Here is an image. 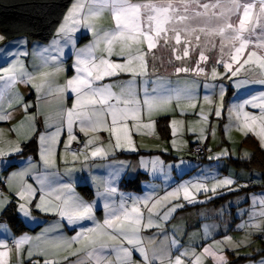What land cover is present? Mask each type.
<instances>
[{
	"label": "crops",
	"instance_id": "crops-1",
	"mask_svg": "<svg viewBox=\"0 0 264 264\" xmlns=\"http://www.w3.org/2000/svg\"><path fill=\"white\" fill-rule=\"evenodd\" d=\"M82 2L85 5L83 14L86 17L91 0H82ZM74 4H77V0L70 8ZM107 11L105 10L99 16L86 18L93 20L101 17L99 28L106 29L107 25L102 19ZM68 13L69 10L66 16ZM234 18L232 17V20ZM71 28L74 29L72 33L77 31L75 39L73 38L74 42L82 44L79 41L81 38L79 35L84 30L83 35L88 34L86 27L78 26V30L75 27ZM63 36L66 34L63 33ZM23 38H26L27 40L24 41L28 43L27 37L13 41L22 43ZM218 38L222 39L218 35L214 42L215 50L221 49L219 47L221 43L217 42ZM72 40L68 37L67 41L64 39L65 45L71 47ZM213 40L215 41V38ZM13 41L5 42L10 47L11 56L14 54L12 50L15 49ZM33 43L35 42L29 44ZM70 47L64 50L67 52L66 55L72 58L73 47L71 49ZM246 51L248 54L251 50L246 49ZM18 53L19 50L17 55L12 57V61H7L8 64L1 70V73L8 71L12 74L6 80L7 88L0 99V115L6 117L0 119V127L6 133L1 132L0 137V153H2L0 154V191H2L0 194V252L7 253L4 258L7 264H97V256L103 258L102 264H175L176 257H180L183 264H220L217 260L218 256L224 257L223 264H260V262L264 264V256H256L264 252L242 239L239 229L234 231V227L241 225L245 215L248 214L242 213L239 219H234L235 208L240 207V211H243L247 206L248 209L250 205L247 203L250 202L251 197L249 194L260 192L264 188L247 192L241 191L248 187L239 189L237 186L213 190L210 183L204 181L205 178L208 181L217 178V174L212 172H198L197 175L192 176H187L188 174L185 173L178 179V187L175 185L168 187L164 185L162 179L150 180L151 167H144V164L145 157L156 153L149 147L152 142L147 137L145 140H139L140 133L127 126V136L130 137L131 143L121 130V146L117 147L116 136L111 131L110 114L105 115L103 124L96 125L95 131L89 127L90 122L87 119L83 120L82 124L81 119L74 116L70 138L67 112L77 105V93L70 87L58 90L55 81L38 85L40 91H37L30 79L32 75L35 76L33 74L35 70L29 67L32 54L28 51L24 57L23 53L19 55ZM11 56L9 55L10 58ZM70 58L65 60L68 76L66 78L64 74L61 76L62 80L67 82L74 79L77 76L75 74L78 73L69 62ZM92 62L95 63V60L86 66L91 68ZM127 73L131 74L128 71L118 70L116 75H105L93 83L116 85L115 88L128 84L135 85L134 80L130 81L131 76ZM262 73L264 69L248 64V69L241 72L242 92L255 94L259 89L264 90V84L259 83ZM79 75L86 74L79 73ZM122 79H126V83H123ZM177 80L181 81V77ZM190 80L194 81V79ZM25 83L31 85L24 90ZM166 83L165 78L152 80V85ZM245 83L247 85H243ZM20 85L23 87L22 91H19ZM12 87L13 98L10 99ZM172 87H166L164 93L173 91L174 85ZM29 88H31V94L27 97L30 93ZM15 89L18 91L14 92ZM20 92L24 101L18 100ZM114 93L121 96L122 91ZM150 93L155 96V90ZM127 95L126 90V93H123L124 98ZM41 98H47L48 104L53 99V104L45 106L48 109L41 108L38 106ZM109 102L115 104L116 101L112 99ZM120 107L124 106L120 105ZM93 108L97 111L101 108L106 110L107 105L77 107L76 111L90 112ZM21 115H25V118L20 119V122L23 121L26 124L23 131L16 125V120ZM36 124L37 133L34 137L37 141L36 155L19 156L23 143L30 140ZM123 125L125 124L118 123L116 127L122 129ZM129 125L133 126L131 123ZM82 126L84 131H81ZM28 127H30L29 130ZM28 132L29 135L26 138L25 135ZM248 136L259 144L254 134ZM41 137H44L43 142ZM92 137L94 140H91ZM77 143L82 144L80 150L73 149V145ZM194 143L199 142L190 143L189 148ZM168 147L172 148V144L168 143ZM16 149L18 150L15 151ZM97 149H101L102 153L93 156L92 153ZM251 151L253 152L252 149ZM172 154L169 155L168 161L172 162L175 159ZM232 159L236 158H231V161ZM210 166L212 164L208 167ZM251 186H260V184ZM228 188L232 189L227 190ZM185 189L189 199H185ZM21 193L24 194L23 197ZM244 193L248 196L247 203L236 202L238 201L236 199L242 197ZM223 196L227 197L214 203V200ZM77 204L91 206V213L77 216L74 210V205ZM10 205L15 206L16 213L27 230L15 232L6 219L5 211ZM134 207L142 214L137 233L139 244H128L125 240L121 245L119 240L113 242L104 237V241L109 246L100 249L97 245L93 251L92 244L78 238L81 234L94 236L95 234L89 232V229H96L97 225H103L106 219L121 215L125 210L131 213ZM219 210H222L221 214H217ZM68 214L73 215L72 222L69 221ZM132 215L134 217L135 213ZM106 231L118 235L113 229H106ZM22 238L24 242L18 244ZM120 247L128 248L131 253L126 260L123 253L118 251ZM141 247L147 252V260L139 251ZM205 248H209L211 254H206ZM90 252L92 255H89ZM197 258H199L198 261Z\"/></svg>",
	"mask_w": 264,
	"mask_h": 264
},
{
	"label": "rangeland",
	"instance_id": "rangeland-1",
	"mask_svg": "<svg viewBox=\"0 0 264 264\" xmlns=\"http://www.w3.org/2000/svg\"><path fill=\"white\" fill-rule=\"evenodd\" d=\"M131 2L160 3L164 2V0ZM171 2L176 3L178 0H171ZM201 2L212 3L214 0H201ZM243 2H251L257 7L260 6L259 0H243ZM257 7H255L254 13L258 12ZM72 9L73 7L69 8V11ZM83 10L84 9L78 11L75 15V19H77L79 23L72 24L71 21H69L68 24V27H75L77 30L78 26L86 27V33L88 34L85 35H89L90 39L82 44H78L77 41L74 42L77 31L74 33L60 31L61 26L65 24V21H62L57 33L49 43H41L42 45H40L32 38H28V43L24 41L27 40L26 38H23L22 43L13 41L14 43L12 44H15V49L12 50L14 54L11 56L9 45L5 44L8 40L0 33V37H3V39H0V77H2V79H0V99L1 95L6 91L7 78L12 75L9 74L8 71L6 73H1V70L6 67L5 65L8 64L7 61H12V57L17 55V50H19V53H23L24 57L25 53L28 51L32 54L29 67L31 66V68L35 70L33 73L35 76L32 75L30 79L32 81V86L36 87L37 91H40L38 85H43L45 82L53 83V81L57 83L55 84L58 90L65 87L68 89L67 81H63L61 78L63 74L65 78L68 76L65 60L70 58L66 55L67 52L64 50L70 46L65 45L64 39L67 41V37L70 40L74 38L72 40V46L70 47V49L73 47L71 50L72 58L69 60L74 71L77 72L78 67L82 68L86 66L78 64V60L89 62L95 60V64L99 65L101 59L114 64L128 65V67L134 70L131 74L127 73V75L131 76L130 81L134 80L135 85L128 84L118 88H115L116 85H111V91L113 93L115 91L126 93L127 90L128 93L130 88L135 94L136 99L141 101V111L138 119L133 120L129 117L122 123L126 124L129 128L131 127L135 132L137 131L140 133L139 140H145V137H147L148 140L152 142L149 147L156 153L145 157L146 163L144 164V167H151L150 180L162 179L164 185L168 187L175 185L178 187V179L185 173L188 174L187 176H192L197 175L198 172H212L217 174V178H213L211 181H208L206 178L204 179V181L210 183L212 189L232 186L243 189L251 185L264 184L261 173L256 169L254 171L239 169L235 166L233 161H231V158L244 160L252 156V148L248 143L244 142V139L249 134H254L261 148L264 149V133H262V124H264V121L260 119L261 112L264 110L260 107H254L252 103H246L247 101H253L257 105L264 103V99H262L264 98V90L259 89L255 94L254 92L243 93L241 89L242 86L240 87L243 81L241 72L248 69V64L245 65L243 63L244 59L247 58V56H245L247 51L241 54L239 63H236L229 56L228 52L230 45L227 41H223V38H218L217 42L220 44L223 41L224 52L221 53V49L215 50L214 42H216L218 35L196 33L187 37L189 43L186 44V36L183 32H181L180 44L175 43V40L171 38L172 33L169 32L167 33L169 37L167 42L162 36L157 39L156 46L151 50L148 49L146 41L137 44L130 40L124 41L121 38H116L112 41L111 45H109L105 38V33H111L115 30V21L111 13L107 11L106 15L103 17L102 21L107 25V28L102 29L99 28L101 17L91 20L86 18L88 14L84 17ZM235 20L236 17L233 21ZM215 25L216 21L213 20L208 24V27L212 28L215 27ZM192 26L203 27L204 24L193 22ZM84 32L80 33L79 36L82 37ZM63 33H65L66 36H63ZM197 34L200 36L199 41L195 39V35ZM259 36H261V30L257 28L255 36L252 38V44L249 45L248 50H252L253 45L260 42L257 39ZM214 38L215 41L213 40ZM31 42L35 43L29 44ZM220 46L221 45H219V47ZM109 48L111 49L110 53ZM185 48L188 50V56L183 55ZM253 50L261 54L264 53V50L258 48ZM201 53L207 57L206 60L200 59ZM139 55H143L146 68L142 67L139 59H132L129 64V57H137ZM176 56H180L181 59H176ZM26 61L28 62V58H26ZM225 64H231L232 71H236L237 74L233 76L232 71H229L225 67ZM241 65H243V67H241ZM177 68H187L189 71L177 72ZM198 68L203 69V71H198ZM237 69H239V71H237ZM213 70L216 72L215 76L212 75ZM78 74L79 73L75 75ZM180 77L181 81H178L177 79ZM160 78H165L167 83L164 85H152V80ZM190 79H194V81ZM121 81L126 83V79H122ZM29 85L31 84L25 83L24 90L25 88L28 89ZM173 85L175 88L173 91L164 93L166 87H172ZM243 85H247V83ZM104 86L107 85L93 83V87ZM22 90L23 87L20 85L19 91ZM153 90H155V96L150 93ZM17 91L16 89L14 90V92ZM29 91L30 93H28V95L26 93L27 97L31 94V88H29ZM153 97L157 99H170L167 104L158 106L149 112L147 106L143 105V100ZM12 98L13 87L10 92V99ZM125 98H127V96ZM19 99L24 101L21 92L18 100ZM46 99L41 98L38 102V106L48 109V107L45 106L52 105L53 99L50 100V104L47 103ZM244 113H248L250 117L257 118L255 122L251 120L248 121L249 127H244ZM161 116L170 117L169 136L171 137H164L158 130L157 119ZM21 118H25V115L18 116L16 125L23 131L26 128V124L23 121L20 122ZM130 123L133 124V126H130ZM145 125H151V127H145ZM29 128L30 127H28V130ZM1 132H3V129L0 127V137ZM36 133L37 124L30 140L35 137ZM3 134L6 133L3 132ZM28 135L29 132L25 135L26 138ZM91 140H94V137H92ZM193 142H199L211 151L212 155L208 157V162L205 160L199 161L189 159L193 157L188 150L190 143ZM168 143L172 144V148L168 147ZM18 149L20 150V148ZM171 154L175 157L172 162L171 160L168 161L170 158L169 155ZM211 164L212 166L208 167ZM220 175L221 177L219 178ZM150 180L149 182H153ZM225 180H231L232 183L226 185L223 183ZM262 181L263 184H261ZM230 189L232 188H228L227 190ZM1 192L2 191H0V194ZM249 196H251L249 203H247L248 196L245 193L242 197L236 199L238 200L236 202H240L241 204L247 203L250 206L248 209L247 206H245L243 211H240V207L235 208L234 219H239L242 213L248 214L245 215V219L241 225L234 227V231L239 229L242 239L247 240L254 248H260L261 251L264 252V214H262L264 213V189L260 192L250 193ZM221 212L222 210H219L217 214H221ZM226 214L230 215L229 212H226ZM259 254L256 256H264V254ZM261 263L262 262H260V264Z\"/></svg>",
	"mask_w": 264,
	"mask_h": 264
},
{
	"label": "snow or ice",
	"instance_id": "snow-or-ice-1",
	"mask_svg": "<svg viewBox=\"0 0 264 264\" xmlns=\"http://www.w3.org/2000/svg\"><path fill=\"white\" fill-rule=\"evenodd\" d=\"M258 12L254 13L255 5L251 2H243V0H214L212 3L201 2V0H178V2L173 3L171 0H164L160 3H132L131 0H91V4L88 7V16L94 17L99 16L105 10H108L114 21L115 30L111 33H105V38L109 45L116 38H121L124 41H133L137 44L142 42H147L148 49L151 50L156 46L157 39L163 36V39L167 42L169 39L167 33H172V39L175 40L176 44L181 43V32L186 36L185 43H189L187 37L192 36L196 33H205L208 35H219L223 38V41H227L230 45L229 56L231 59L239 63L241 54L249 48L252 44V38L255 36L256 29L261 30V36L257 37L260 41L259 43L253 45V49L264 50V0H259ZM84 3L82 0H77V4L73 5V9L69 11L68 15L65 17V24L61 26V32H71L74 29L68 27L69 21L72 24H77L79 21L75 19V15L78 11L84 8ZM95 6V7H93ZM235 16L236 20L233 21L232 17ZM213 20L216 21L215 27L209 28L208 24ZM193 22L203 23V27L192 26ZM227 33V35H226ZM3 39V37H0ZM196 41L200 40V36L195 35ZM221 43V53L224 52V43ZM111 49L109 48V53ZM188 50L185 48L183 55L188 56ZM255 58V59H254ZM132 59H139L143 68H146L143 55L137 57H129V64ZM176 59H181L180 56H176ZM201 60H206L207 57L200 54ZM89 61L78 60V64L87 65ZM246 64H253L258 66L260 69H264V53L259 54L256 50L248 51L247 58L243 62ZM225 67L232 71L231 64H225ZM243 67V65H241ZM128 71L134 72L133 69L124 64H114L107 60L101 59L100 64L96 65L92 62L91 68L78 67V73H85L86 75H77L74 79L67 82V86L72 89L73 92L77 93V105L73 109L68 110L67 120H68V130L71 138V130L74 116L78 119H87L89 127L95 131L97 124L104 123V117L107 114L111 115V131L116 136V146L120 145V132L121 130L125 133V137L131 143L130 137L127 136L128 129L127 125H123L122 129L117 128L118 123H122L131 117L133 120L138 119L139 113L141 111V101L136 99L135 94L129 88L127 98H124L123 93L121 96H117L111 91V85L104 87H93V82L95 80H100L104 75H116L117 71ZM177 72H187V68H177ZM198 71H203L199 69ZM239 71V69H237ZM95 72V75L93 73ZM135 74V73H134ZM236 71H232V75L235 76ZM212 75L215 76L216 72L213 70ZM92 77V79H88ZM2 79V77H0ZM131 83V82H130ZM259 83L264 84V73H262V78ZM87 90V91H85ZM83 97V99H82ZM115 99L116 103L112 104L109 101ZM170 98H145L143 100V105L147 106L149 112L154 108L167 104ZM264 99V98H262ZM246 103H252L254 107H260L264 110V103L259 105L255 104L253 101H247ZM107 105V109L101 108L97 111L93 108L90 112H77V107L86 108L89 105ZM124 105V107H120ZM242 107V106H241ZM219 114V113H217ZM6 117L0 115V119H5ZM256 117H250L248 113H244L245 124L244 127H249L248 121L251 120L255 122ZM260 119L264 121V111L261 112ZM145 127H151V125H145ZM84 127H81V131H84ZM262 133H264V124H262ZM58 135V133H57ZM44 137H41V142H43ZM91 143V141H89ZM102 150L97 149L92 153L93 156L101 154ZM2 154V153H0ZM224 184H231V180L223 181ZM214 190V189H213ZM23 193L21 196L23 197ZM175 195V194H171ZM185 199H189L187 194V189H185ZM39 207V205H38ZM23 208V205H21ZM75 214L77 216L83 213H91V206L77 204L74 205ZM174 210V209H173ZM133 213L135 216L133 217ZM65 214V213H62ZM264 214V213H262ZM141 213L139 209L133 208L132 212L125 210L121 215H114L111 219H106L103 225H97L96 229H89V232L95 235L89 237L87 235L81 234L78 237L81 240H87L93 245V251H95L98 245L100 249H104L109 245L104 241V237H107L109 241H120L121 245L123 241H127L128 244H139L137 233L139 231L138 225L141 222ZM69 221L72 222L73 215L68 214ZM106 229H113L118 235H114L112 232L106 231ZM24 242L23 238L18 241V244ZM118 251L123 253L124 259L131 255L130 251L126 247H120ZM139 251L143 254L145 260H147V252L144 248H140ZM204 252L206 254H211L209 248H205ZM6 252H0V264H7ZM89 255H92L90 252ZM97 264H102L103 258L97 256ZM199 258H197V261ZM217 260L220 264H223L224 257L218 256ZM175 264H183L180 257H176Z\"/></svg>",
	"mask_w": 264,
	"mask_h": 264
},
{
	"label": "trees",
	"instance_id": "trees-1",
	"mask_svg": "<svg viewBox=\"0 0 264 264\" xmlns=\"http://www.w3.org/2000/svg\"><path fill=\"white\" fill-rule=\"evenodd\" d=\"M75 0H0V33L8 41H13L22 37L32 38L40 43H49L57 33L59 26L64 20L67 11ZM131 1H152V0H131ZM89 39L88 35L80 38V43H85ZM159 132L164 137H169V117H161L157 120ZM252 148V156L249 159H232L237 168L247 171L255 169L261 173L264 179V150L250 136L245 140ZM36 138L23 143L19 156L36 155ZM264 188L251 186L241 192L253 191ZM227 196L214 200L218 203ZM5 217L10 222L15 232L27 230L20 217L16 213L15 206L10 205L5 211Z\"/></svg>",
	"mask_w": 264,
	"mask_h": 264
},
{
	"label": "built area",
	"instance_id": "built-area-1",
	"mask_svg": "<svg viewBox=\"0 0 264 264\" xmlns=\"http://www.w3.org/2000/svg\"><path fill=\"white\" fill-rule=\"evenodd\" d=\"M81 148H82V144L80 143L73 145L74 150H80ZM189 151H190V155L199 161L206 160L211 154V151L201 143L192 144L189 148Z\"/></svg>",
	"mask_w": 264,
	"mask_h": 264
},
{
	"label": "water",
	"instance_id": "water-1",
	"mask_svg": "<svg viewBox=\"0 0 264 264\" xmlns=\"http://www.w3.org/2000/svg\"><path fill=\"white\" fill-rule=\"evenodd\" d=\"M189 159H191V160H197L196 158H194V157H191V158H189Z\"/></svg>",
	"mask_w": 264,
	"mask_h": 264
}]
</instances>
